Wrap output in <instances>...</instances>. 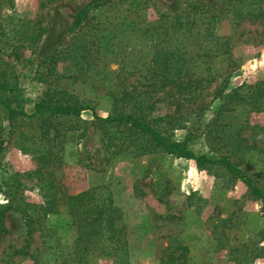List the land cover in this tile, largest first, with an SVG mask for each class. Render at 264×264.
<instances>
[{"label":"rangeland","instance_id":"374dc122","mask_svg":"<svg viewBox=\"0 0 264 264\" xmlns=\"http://www.w3.org/2000/svg\"><path fill=\"white\" fill-rule=\"evenodd\" d=\"M90 1L42 5L41 0H0V79L26 109L49 89L58 95L64 90L70 99L88 103L106 117L124 107L113 99L116 89L124 84L146 89L147 70L140 67L150 59V43L140 32L117 24L131 0H114L118 4L109 11L90 13L75 27V15ZM204 1L218 14L215 32L229 42L239 65L229 89L243 83L264 85V14L253 19L231 9L228 0ZM141 2L149 18L158 12L186 14L191 0ZM33 29L44 30L35 42ZM212 68L217 78L197 100L172 85L148 96L152 108L147 118L167 137L186 140L196 152L219 158L226 149H213L207 132L219 108L217 92L233 70L219 59ZM124 109L130 111L131 104ZM231 115L232 122H264L260 112ZM32 120L19 117L10 125L0 103V125L10 137L0 157V182L7 181L6 187L41 166L35 156L50 150L53 157L42 170L51 171L59 195L92 190L120 209V246L98 244L92 251H78L77 225L66 203L30 228L23 213L11 210L1 235L0 264H264L262 202L223 165L200 167L192 158L168 154L126 123L97 120L93 110L61 119L44 138ZM241 135L252 143L250 127ZM256 140L261 143L259 136ZM233 159L264 184V150L249 149ZM20 181L26 185V200L40 203L36 180L22 175ZM5 202L0 194V203Z\"/></svg>","mask_w":264,"mask_h":264},{"label":"trees","instance_id":"16d2710c","mask_svg":"<svg viewBox=\"0 0 264 264\" xmlns=\"http://www.w3.org/2000/svg\"><path fill=\"white\" fill-rule=\"evenodd\" d=\"M55 1L57 0H41V4L47 5ZM228 3L231 9H240L242 13L245 12L242 15L253 19L261 18L264 14V0H228ZM115 4H118V1L91 0L75 15L74 26L78 27L88 16L91 17L90 13L99 11L103 14ZM247 5L252 7L248 8ZM189 6L190 11L186 14L168 15L158 12L153 13L149 18L146 17L147 13L142 11L145 7L141 0H131L127 7L122 9L127 14L123 15L124 21L117 24L126 25V28L140 32L150 43V59L143 62L140 67L147 70L144 75L147 81L143 83L146 89H141L138 85L129 88L124 84L113 93V99L123 101L124 107L131 104L130 111L123 107L103 117L88 103L70 99L63 93L67 91L61 90L62 95H58L56 91L51 92L50 89L34 102L32 109L28 110L18 100L17 94L7 93L6 85L1 79L0 103L10 125L19 117L33 119L32 124L40 126L42 138L50 135L51 126L56 130V123H61V119L78 117L85 110H93L95 118L99 121L113 124L126 123L133 130L143 133L168 154L192 158L200 167H206L208 164L223 165L234 178L246 183L255 197L261 200L264 211V184L256 178V173L245 172L233 159L234 154L245 153L249 149L264 150V122L252 123L248 118L237 122L229 121V117H233L231 115L233 112L264 114V85L258 82L243 83L229 89L230 77L239 65L229 42L223 41V37L215 32L218 14L214 12L210 3L204 0H191ZM43 31L42 29L41 32L35 33L36 30L33 29L32 42L39 40ZM215 59L225 61L233 70L224 79L223 85L217 92L220 104L212 120L213 126L207 132L213 149L220 150L222 147L226 149L221 152L219 158H211L206 153L196 152L186 140L167 137L147 118V109L152 108L148 96L164 90L169 85L174 86L181 95L190 100L199 99L204 89L217 78L212 71ZM201 69L204 70L203 73ZM4 127L0 125V157L10 139L9 134L4 135ZM248 127L252 130L254 138L252 143L248 142L246 136L241 135ZM257 136L261 138L260 144L256 140ZM35 157L41 166L26 174H18L19 176L6 187L7 181L0 182V194L6 199L5 203H0V240L1 235L6 231L5 218L9 211L23 213L30 228L34 223L42 222L60 212V205L66 203L67 211L77 225L78 251H92L98 247V244L104 248L119 247L120 209L106 204L105 199L92 190L74 195H59L60 190L51 177V171L42 170L43 165L47 167L50 164L53 153L49 150ZM22 175L36 180L34 187H40L42 192L40 203H31L26 200L24 195L26 185L20 181Z\"/></svg>","mask_w":264,"mask_h":264}]
</instances>
